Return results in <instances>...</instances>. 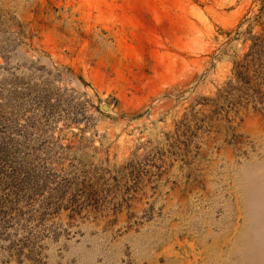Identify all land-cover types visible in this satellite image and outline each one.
Returning <instances> with one entry per match:
<instances>
[{
	"label": "rangeland",
	"instance_id": "374dc122",
	"mask_svg": "<svg viewBox=\"0 0 264 264\" xmlns=\"http://www.w3.org/2000/svg\"><path fill=\"white\" fill-rule=\"evenodd\" d=\"M263 1L0 0V264H264Z\"/></svg>",
	"mask_w": 264,
	"mask_h": 264
},
{
	"label": "trees",
	"instance_id": "16d2710c",
	"mask_svg": "<svg viewBox=\"0 0 264 264\" xmlns=\"http://www.w3.org/2000/svg\"><path fill=\"white\" fill-rule=\"evenodd\" d=\"M256 20L261 30L252 35L253 28L248 29L250 37L247 40H250L251 44L242 60L234 62L233 77L217 91L215 99L206 103L214 108L212 113H235L238 108L249 107L264 112V1ZM223 106L226 107V111ZM2 130L5 131L0 132H7L6 128ZM6 145L7 143H0V149L4 153V162L8 165Z\"/></svg>",
	"mask_w": 264,
	"mask_h": 264
}]
</instances>
